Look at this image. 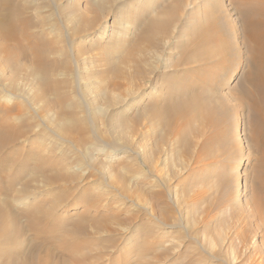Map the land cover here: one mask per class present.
<instances>
[{"label": "rangeland", "instance_id": "374dc122", "mask_svg": "<svg viewBox=\"0 0 264 264\" xmlns=\"http://www.w3.org/2000/svg\"><path fill=\"white\" fill-rule=\"evenodd\" d=\"M3 2L26 31L2 40L19 62L0 53V110L29 165L0 172L2 191L16 182L0 210L19 218L0 264H29L33 247L52 264H264V154L231 1Z\"/></svg>", "mask_w": 264, "mask_h": 264}, {"label": "bare ground", "instance_id": "6f19581e", "mask_svg": "<svg viewBox=\"0 0 264 264\" xmlns=\"http://www.w3.org/2000/svg\"><path fill=\"white\" fill-rule=\"evenodd\" d=\"M229 1H231V3L239 11L238 12L239 13V21H240V25H241V31H243V41H242L243 42V47H244V49H246V52L248 54V56H247V58H248V64H249V67L251 68V70H250V72H249V74L247 75V78H246V81H247L248 85H250V87L248 89H244L243 90L242 102L246 105V107L248 108V110L255 117L256 123L254 124V131H255L256 139H257L256 146L264 154V0H229ZM4 2L2 4H0V7L3 8V6L7 7L9 5V4L7 5L8 1H6L7 3H4ZM15 8L16 7H14V8L9 7L10 10L8 11V13L4 17L0 18V53L1 54L4 53L6 55V57H5L6 63L8 64V67H10L12 70H15V69L18 68V65H17V63L19 62L17 60L18 55L16 53L13 54L12 52H9L7 50H4V47H6V46L5 45L3 46L2 40L3 39H7V40L14 41L16 38H18V32L21 29H23V27H22L19 30V29H17L19 27L18 26L17 27L15 26L16 21H17L16 18L18 17V9H15ZM15 10H17V11H15ZM172 15H173V13H172ZM193 19H195V18H193ZM17 25H18V23H17ZM160 28L161 29H164V28H162L161 25H159L156 22H152L151 25H150V27H149V29H151L153 32H157ZM205 30L206 29L204 28V31ZM207 30L209 31V29H207ZM24 31H26L25 28L23 29V32ZM19 33H21V31ZM20 35L21 34H19V36ZM208 35L209 34H207V32H205L200 37V41L199 42L202 43L203 46L209 45L210 43L213 44L214 35L212 37L211 36H208ZM218 45H219V43H217V47H218ZM204 54H206V53L203 52L202 55H204ZM16 60L18 62H16ZM7 64H5V65H7ZM45 71H46V69H45ZM198 106H199L198 99H196V98L195 99L193 98L192 100H190L189 103H186V104L184 102H179V104H177V106L173 109L172 114H174L175 116H178L179 114L190 113L192 111H196L198 109ZM1 111L3 113H1V115H0V172H4L5 170H8L12 165L14 166V165H18V164L21 165V166H24L25 165L24 166V168H25V167H27L29 165V164L26 163L27 161H24V160L18 159V158L16 159L15 158L16 156L14 157L12 155L11 151L8 152L9 151V147H11V144L15 143L16 142V139H17V133L15 132L17 129L15 130L13 127L10 126V123H9L10 122V118H9V115H7L12 110H10L9 107L4 106L3 109L0 110V112ZM159 113H160L159 114L160 116L164 117V114L165 113L163 111H161ZM66 125H67V123H66ZM68 125H69V123H68ZM69 126H71V125H69ZM5 150L7 151L6 153H4ZM19 154H21V153H19ZM18 157H20V156H18ZM261 166H263V167H262V170H261V172L259 174H261V175L264 176V160L262 161ZM12 168H14V167H12ZM15 168H17V167H15ZM31 168H33V167H31ZM32 170L35 173L36 171H40V167L37 165L35 168L31 169V171ZM45 170H46V168H45ZM21 176H22L21 172L17 173L16 180L18 181V180L22 179ZM6 181H7V178H6ZM14 183H16V182H13L12 181V182L6 183V185L4 184L5 185L4 186V189H3L4 191H2L1 188H0V193L3 192V194H4L7 191H11L12 188H13V186L15 185ZM21 189H23V188H21ZM24 191H25V189H24ZM18 194H20L21 200H22V198H26L27 197L26 194H25V192H23V191H22V193L20 192ZM18 194H17V196H18ZM4 196H5V194H4ZM10 196H11V194H10ZM17 196L15 198H17ZM12 199H13V197H12ZM58 199L60 200V198H58ZM10 202H11V200H10ZM33 207H34V205H33ZM39 207H42V206H39ZM23 208L20 209L21 211L19 210L20 213L23 212L22 211V210H24ZM25 208H27V206ZM30 209L32 210L33 208L31 207V208H29V210ZM35 211H37V210L35 209ZM42 212H44L43 209L41 211V214H42ZM5 214L6 213L1 209L0 210V242H2V243L3 242H9V244H10V243H12V241L13 242L15 241L13 238L9 237L10 236V232L14 229V227L12 225H16V227H18L17 225L19 223V218H17L16 216H14L13 218L8 219V217ZM8 214H12V213H8ZM38 214H40V213H38ZM38 214H37V216H38ZM41 214L39 216H41ZM49 215H47V216H49ZM39 216H38V218H39ZM47 216H45V217H47ZM50 217H48V218H50ZM56 218H57V216H56ZM49 221H51V220H49ZM56 222H58V220H56ZM45 223H46V221H45ZM11 226H12V228H11ZM10 228H11V230H10ZM21 229H23V228H21ZM40 231L41 230H39V232ZM51 231L49 230L48 233L51 232ZM19 234H20V232H19ZM56 234L57 233H55L54 235L56 236ZM57 235L59 236L60 234H57ZM45 236H47V235H45ZM54 238H56V237H54ZM45 239H47V238H45ZM52 239L49 241V244L50 245H53V247H54V245L56 246V243L58 241L54 243V242H52L53 241ZM52 243H54V244H52ZM31 245H33V244L31 243ZM6 248H8V247H6ZM33 248L35 250H37L35 247H33ZM69 250H70V248H69ZM69 250H67V251L68 252H71V250L70 251ZM5 251H7V249ZM24 251H26V250H24L22 248L20 250L19 254L20 253L23 254ZM29 251H30V249H29ZM32 251H30L29 253H27L28 256L30 257L29 264H52L51 260L54 257L51 259L52 254H50V252H46L45 253L46 255H44V256H38L37 257V255L35 254L36 251L35 252L34 251L32 252ZM50 251H51V249H50ZM9 252L11 253L10 254L11 255V258H13L15 255L12 256L11 250ZM2 256L4 257V255H2ZM7 258H8V256H7ZM57 264H65V263H63V262L62 263L61 262H57Z\"/></svg>", "mask_w": 264, "mask_h": 264}]
</instances>
